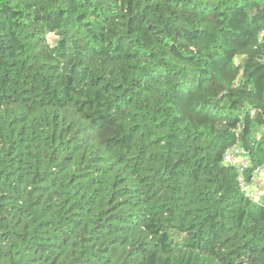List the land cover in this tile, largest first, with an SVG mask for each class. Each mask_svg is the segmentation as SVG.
Masks as SVG:
<instances>
[{
	"label": "trees",
	"instance_id": "16d2710c",
	"mask_svg": "<svg viewBox=\"0 0 264 264\" xmlns=\"http://www.w3.org/2000/svg\"><path fill=\"white\" fill-rule=\"evenodd\" d=\"M262 127L264 0H0V264H264Z\"/></svg>",
	"mask_w": 264,
	"mask_h": 264
},
{
	"label": "built area",
	"instance_id": "2783aa9c",
	"mask_svg": "<svg viewBox=\"0 0 264 264\" xmlns=\"http://www.w3.org/2000/svg\"><path fill=\"white\" fill-rule=\"evenodd\" d=\"M223 160L238 170V179L242 190L253 197H257L264 189V164L257 166L248 182L245 181L243 171L249 166L247 152L239 146L226 151Z\"/></svg>",
	"mask_w": 264,
	"mask_h": 264
},
{
	"label": "rangeland",
	"instance_id": "374dc122",
	"mask_svg": "<svg viewBox=\"0 0 264 264\" xmlns=\"http://www.w3.org/2000/svg\"><path fill=\"white\" fill-rule=\"evenodd\" d=\"M52 38H53V36H52V35H50V36H49V39H52ZM263 130H264V128H263V127H262V128H260L257 134H258V135H260V132H262Z\"/></svg>",
	"mask_w": 264,
	"mask_h": 264
}]
</instances>
